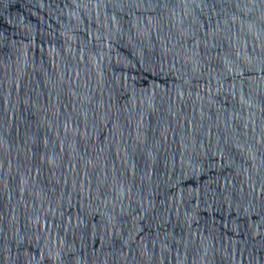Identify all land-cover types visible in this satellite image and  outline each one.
I'll return each mask as SVG.
<instances>
[{
	"label": "water",
	"instance_id": "1",
	"mask_svg": "<svg viewBox=\"0 0 264 264\" xmlns=\"http://www.w3.org/2000/svg\"><path fill=\"white\" fill-rule=\"evenodd\" d=\"M0 264H264V0H0Z\"/></svg>",
	"mask_w": 264,
	"mask_h": 264
}]
</instances>
